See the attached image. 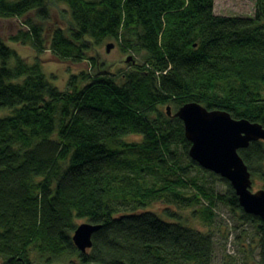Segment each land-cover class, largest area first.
<instances>
[{
	"label": "trees",
	"instance_id": "trees-1",
	"mask_svg": "<svg viewBox=\"0 0 264 264\" xmlns=\"http://www.w3.org/2000/svg\"><path fill=\"white\" fill-rule=\"evenodd\" d=\"M55 3L70 10L67 29L50 26ZM0 24L13 25L0 35L3 264H214V237L149 210L161 201L200 206L205 223L220 204L239 212L264 264V220L190 158L184 124L167 111L196 102L264 127V0L253 17L217 15L215 0H0ZM108 40L142 60L109 72L94 54ZM50 58L82 66L68 68L65 90L43 72ZM239 154L264 189V141ZM78 220L101 226L86 254L72 239Z\"/></svg>",
	"mask_w": 264,
	"mask_h": 264
},
{
	"label": "rangeland",
	"instance_id": "rangeland-1",
	"mask_svg": "<svg viewBox=\"0 0 264 264\" xmlns=\"http://www.w3.org/2000/svg\"><path fill=\"white\" fill-rule=\"evenodd\" d=\"M256 0H215V13L220 16H241L253 17L255 15ZM52 7V21L50 26L61 27L67 29L71 22V14L69 8L64 3H55ZM11 26V25H10ZM9 25L0 24V35L5 37L8 35ZM13 26V25H12ZM11 26V27H12ZM13 28V27H12ZM114 44V48L107 52V45ZM15 49L20 56L30 58L29 63H34V52L28 47L21 45H9ZM94 54L98 55L100 61L106 65L109 72L118 74L129 67L134 61H141L142 55L136 56L131 52L122 51L119 43L115 41H106L98 47V51ZM41 58L47 60L49 53L41 55ZM131 59L127 63L128 59ZM52 60V61H51ZM82 66L72 64H62L50 58V61L42 66L43 72L48 80L60 90H65L69 77L72 74H78ZM70 68L72 71L69 72ZM166 108V107H165ZM165 108L162 110L165 111ZM5 113V112H4ZM142 139L139 135H128L123 138L127 143L139 142ZM183 163L187 161L182 160ZM193 177H205L204 174L197 169H191L190 175ZM208 180V188L218 193H225L226 186L211 178ZM261 189V185L256 179H253L252 191L256 192ZM193 192H188L187 196L191 197ZM150 211L158 214L166 221H175L166 215V211L181 216V223L191 229L198 230L203 233H210L215 240V261L214 264H260V245L257 230L250 224L240 222V213L231 212L226 206L218 205L216 218L213 223H205L201 220L199 212L201 207H187L178 205L175 202L169 203L165 201L156 202L149 207ZM195 212H198L195 213ZM85 223L84 220L76 221L77 226ZM0 264L2 260L0 259ZM68 264H78L71 261Z\"/></svg>",
	"mask_w": 264,
	"mask_h": 264
},
{
	"label": "water",
	"instance_id": "water-1",
	"mask_svg": "<svg viewBox=\"0 0 264 264\" xmlns=\"http://www.w3.org/2000/svg\"><path fill=\"white\" fill-rule=\"evenodd\" d=\"M113 48L114 44H108L107 52ZM171 109L167 108L169 116ZM173 117L184 124L185 137L191 143L190 158L202 169L228 181L246 214L264 220V189L252 191L251 173L239 154L251 143L264 141V127L246 119H233L226 111H210L196 102L183 105ZM100 229V225L91 223L77 226L72 239L82 254L92 248L93 236Z\"/></svg>",
	"mask_w": 264,
	"mask_h": 264
},
{
	"label": "bare ground",
	"instance_id": "bare-ground-1",
	"mask_svg": "<svg viewBox=\"0 0 264 264\" xmlns=\"http://www.w3.org/2000/svg\"><path fill=\"white\" fill-rule=\"evenodd\" d=\"M172 110V109H171ZM176 113V112H175ZM175 113H172V116H173V114H175Z\"/></svg>",
	"mask_w": 264,
	"mask_h": 264
}]
</instances>
